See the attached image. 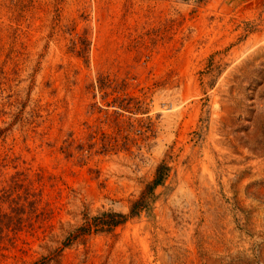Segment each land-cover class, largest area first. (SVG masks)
<instances>
[{
	"label": "rangeland",
	"instance_id": "1",
	"mask_svg": "<svg viewBox=\"0 0 264 264\" xmlns=\"http://www.w3.org/2000/svg\"><path fill=\"white\" fill-rule=\"evenodd\" d=\"M0 264H264V0H0Z\"/></svg>",
	"mask_w": 264,
	"mask_h": 264
},
{
	"label": "trees",
	"instance_id": "2",
	"mask_svg": "<svg viewBox=\"0 0 264 264\" xmlns=\"http://www.w3.org/2000/svg\"><path fill=\"white\" fill-rule=\"evenodd\" d=\"M169 171L170 166L167 163H160L152 181L146 185L138 198L132 202L129 213L105 211L98 216L87 217L85 223L72 232L73 239L91 231L103 232L112 230L127 222L128 219L140 216L143 211H152L153 205L157 199L156 190L164 183Z\"/></svg>",
	"mask_w": 264,
	"mask_h": 264
}]
</instances>
